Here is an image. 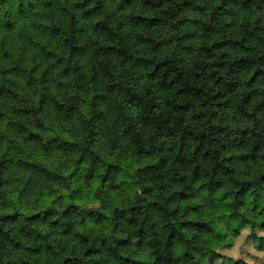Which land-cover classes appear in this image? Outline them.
<instances>
[{
    "label": "trees",
    "instance_id": "obj_1",
    "mask_svg": "<svg viewBox=\"0 0 264 264\" xmlns=\"http://www.w3.org/2000/svg\"><path fill=\"white\" fill-rule=\"evenodd\" d=\"M248 192L264 0H0V264H216Z\"/></svg>",
    "mask_w": 264,
    "mask_h": 264
},
{
    "label": "rangeland",
    "instance_id": "obj_2",
    "mask_svg": "<svg viewBox=\"0 0 264 264\" xmlns=\"http://www.w3.org/2000/svg\"><path fill=\"white\" fill-rule=\"evenodd\" d=\"M241 210L250 220L251 225L242 230L234 239V245L220 250L225 258L219 259L216 264H231V259H242L251 264H264V251L255 248V235L264 237V209L259 200L248 192L246 201L241 205Z\"/></svg>",
    "mask_w": 264,
    "mask_h": 264
}]
</instances>
